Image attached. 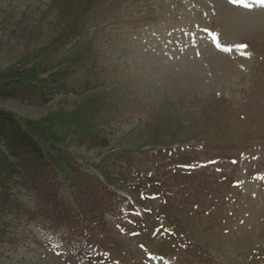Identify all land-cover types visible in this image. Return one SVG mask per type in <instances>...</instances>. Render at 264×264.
<instances>
[{
    "label": "rangeland",
    "instance_id": "obj_1",
    "mask_svg": "<svg viewBox=\"0 0 264 264\" xmlns=\"http://www.w3.org/2000/svg\"><path fill=\"white\" fill-rule=\"evenodd\" d=\"M7 78L54 88L0 110L121 198L0 264H264V0H0Z\"/></svg>",
    "mask_w": 264,
    "mask_h": 264
},
{
    "label": "trees",
    "instance_id": "obj_2",
    "mask_svg": "<svg viewBox=\"0 0 264 264\" xmlns=\"http://www.w3.org/2000/svg\"><path fill=\"white\" fill-rule=\"evenodd\" d=\"M53 90L17 78L0 82V98L33 103L47 101L54 95ZM38 135L32 125L0 110V246H9L8 250H14L18 240L24 238L21 223H38L40 219L43 228L45 224L51 229L69 223L87 226L110 212L118 197L95 176L78 167L66 150L57 148L53 153L44 148ZM82 139L80 136L78 141ZM16 147H22L24 153L16 151ZM58 163L65 167L66 175L59 171ZM105 177L111 181V177L106 174ZM61 188L66 190L67 199L60 194ZM22 196L29 197V201H23Z\"/></svg>",
    "mask_w": 264,
    "mask_h": 264
}]
</instances>
